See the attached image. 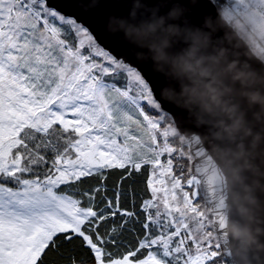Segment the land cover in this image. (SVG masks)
<instances>
[{"label": "snow or ice", "instance_id": "1", "mask_svg": "<svg viewBox=\"0 0 264 264\" xmlns=\"http://www.w3.org/2000/svg\"><path fill=\"white\" fill-rule=\"evenodd\" d=\"M111 39L103 17L77 3L0 0V264L218 259L194 181L181 183L172 158L161 163L176 150L144 107L161 109L155 81ZM142 165L152 169L143 221L121 207ZM112 169L122 174L109 188Z\"/></svg>", "mask_w": 264, "mask_h": 264}, {"label": "water", "instance_id": "2", "mask_svg": "<svg viewBox=\"0 0 264 264\" xmlns=\"http://www.w3.org/2000/svg\"><path fill=\"white\" fill-rule=\"evenodd\" d=\"M82 13L103 17L104 30L119 54L153 77L154 96L185 134L194 160L192 172L207 190L215 230L231 264H264V63L221 17L211 0H65ZM151 22L163 17L174 29L167 41L171 57L184 59L179 74L161 69L150 49L134 44L115 27L120 18ZM175 12V15L170 13ZM192 33L203 36L194 44ZM112 50V48H110ZM151 86V81H150ZM165 90L181 95L162 97ZM243 210H247L248 215ZM251 223L256 242L242 246L229 221Z\"/></svg>", "mask_w": 264, "mask_h": 264}, {"label": "rangeland", "instance_id": "3", "mask_svg": "<svg viewBox=\"0 0 264 264\" xmlns=\"http://www.w3.org/2000/svg\"><path fill=\"white\" fill-rule=\"evenodd\" d=\"M211 1L215 4L225 22L233 27L238 35L249 45L253 53L264 63V0ZM114 54L116 53L114 52ZM125 62L128 61L125 60ZM144 107L145 110L148 111L149 115L153 116L160 123L161 130L169 126V142L176 151H174L171 155H162L160 158L161 163L166 164L167 160L169 158H172L173 172L175 175L180 176V173L178 171L179 165L183 164L185 167V174L181 179V183L184 184L186 178L189 177L194 181L195 188L198 190L200 196L197 207L200 209L201 214L211 224L210 235L213 241L218 245V259L215 264H230L228 258L225 255L221 254V245L219 243L218 235L215 230V217L211 213V206L208 202V194L205 185L198 175H195L191 172L194 157L190 150V145L187 141V137L177 128L171 114L163 109L162 106L161 109L157 110L153 109L152 106L145 103ZM158 140L162 142L163 137L158 136ZM181 156L184 158L181 159ZM166 179L168 178L166 177ZM151 231L155 235H159V232L156 231V229L153 228ZM188 246L194 248V245L189 244ZM206 264H208V262H206Z\"/></svg>", "mask_w": 264, "mask_h": 264}, {"label": "clouds", "instance_id": "4", "mask_svg": "<svg viewBox=\"0 0 264 264\" xmlns=\"http://www.w3.org/2000/svg\"><path fill=\"white\" fill-rule=\"evenodd\" d=\"M175 15V12L170 13ZM135 13L132 18H120L115 21V27L123 30L130 41L134 44L147 47L150 49V55L157 61L161 69H167L171 65L172 70L179 74L182 70L184 59L180 57H171L166 51L167 41L174 29H165L163 27L164 18L153 16L151 22H135ZM190 38L194 44L199 45L203 42V36L199 33H192ZM181 95L176 94L172 90H165L162 97L168 100H177ZM245 215H248L247 210H243ZM229 233L241 242L242 246H247L256 242V231L251 223L241 224L236 221H229L227 224Z\"/></svg>", "mask_w": 264, "mask_h": 264}, {"label": "trees", "instance_id": "5", "mask_svg": "<svg viewBox=\"0 0 264 264\" xmlns=\"http://www.w3.org/2000/svg\"><path fill=\"white\" fill-rule=\"evenodd\" d=\"M119 86V85H118ZM192 169V168H191ZM151 166L149 165H142L139 173L134 174L135 180L134 181H125V183L122 185V187H126L133 195L129 197V203L125 204L124 197H121V207L126 208L128 211H135L137 216L143 221L145 219L146 213H143L140 210V203H142L143 199H149L151 198L150 189L147 187V179L151 174ZM192 172V170H191ZM193 173V172H192ZM121 171L119 169H112L107 170L106 175L108 176V179L105 181L106 184H108L109 188L113 186V181L118 179V177L121 175ZM95 177H93L91 180H89L88 184H94L96 183ZM109 196H113L114 194L112 192L108 193ZM135 201V207H133L132 201ZM137 233H142V229L139 225H136ZM153 228H150V231ZM129 239H132V234L126 233L125 234ZM219 239V238H218ZM219 243L221 245V254L227 255L224 252V248L222 246V243L219 239ZM230 262V261H229ZM231 264V263H230Z\"/></svg>", "mask_w": 264, "mask_h": 264}]
</instances>
